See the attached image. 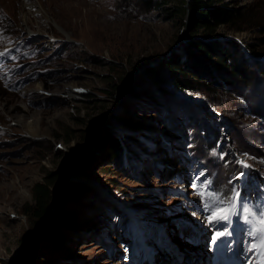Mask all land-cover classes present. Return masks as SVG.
<instances>
[{"label": "rangeland", "instance_id": "374dc122", "mask_svg": "<svg viewBox=\"0 0 264 264\" xmlns=\"http://www.w3.org/2000/svg\"><path fill=\"white\" fill-rule=\"evenodd\" d=\"M143 2L0 0V264L264 261L262 249L253 248L264 227V81L223 93L217 106L204 95L160 99L121 90L150 60L165 57L157 67L173 57L183 30L177 17L168 20ZM224 2L253 4L262 19L243 32L221 27L220 37L261 45L264 0ZM114 116L105 131L120 143L118 151L98 147L81 176L87 190L65 197L53 223L68 159L88 142L93 125L97 131ZM51 172L58 177L56 202L39 230L45 231L13 258L39 233L24 206L35 203L34 185ZM235 192L255 213L252 222H244L245 213L209 224L205 205L228 207ZM66 211L76 214L72 226L59 216ZM47 229L60 232V247ZM216 232L226 234L212 243Z\"/></svg>", "mask_w": 264, "mask_h": 264}, {"label": "trees", "instance_id": "16d2710c", "mask_svg": "<svg viewBox=\"0 0 264 264\" xmlns=\"http://www.w3.org/2000/svg\"><path fill=\"white\" fill-rule=\"evenodd\" d=\"M143 8L160 10L168 20L177 17L181 28L186 25L190 10V31L188 40L177 47L173 57L160 66L147 67L127 87L126 90L132 96H157L165 99L176 92H182L193 97L204 95L217 106L223 93L253 87L261 77L264 81V65L261 59L264 56V50H261L264 38L260 39L261 45L248 42L244 45L234 35L226 33V36L220 37L218 33L221 27L237 33L260 26L262 17L253 4L245 7L231 6L224 0H144ZM115 121L116 116L106 118L100 124L95 138L75 153L69 171L71 176L87 174L98 147L107 143L114 151L120 147L115 137L102 135L108 124L113 125ZM57 178V174L51 172L43 182L36 183L33 187L35 203L24 206L25 214L35 226L34 232H39L42 225L49 220L50 206L56 202L52 196V187ZM85 190L87 186L84 182H69L66 186L70 197L79 198ZM227 196L228 193L220 195L224 199ZM59 216L69 226L77 221L76 214L71 211ZM47 234L53 244L60 247V232L47 229Z\"/></svg>", "mask_w": 264, "mask_h": 264}, {"label": "water", "instance_id": "95a60500", "mask_svg": "<svg viewBox=\"0 0 264 264\" xmlns=\"http://www.w3.org/2000/svg\"><path fill=\"white\" fill-rule=\"evenodd\" d=\"M190 1V0H188ZM189 21H190V10H188V14H187V17H186V25L184 26L182 32H181V35L177 41V43L175 44V46L173 47V49L170 51V53L168 55H171L174 50L183 42V41H186L188 40V36H189V31H190V24H189ZM165 59V57H161V58H158V59H154V60H150L148 62L147 65L143 66L140 71H138V73H140L141 71H143L144 69H146L147 67H150L152 66L155 62L157 61H160V60H163ZM137 73V74H138ZM134 81L133 78L125 81V83L121 86V90L123 89H127V87ZM97 121V120H96ZM96 127L97 125H93L92 126V129H91V134L89 136V139H88V142L85 143L84 145L81 146V148H83L84 146H86L87 144H89L94 138L95 136L97 135V131H96ZM104 134H107L106 131L105 133H103L102 135ZM75 155V154H74ZM74 155L72 154L70 156V158L68 159V162H67V165L65 166V169H64V172L60 178V180L57 182V185H56V193L58 194V198H59V202L58 204L54 207L53 211H52V218H53V223L56 222L57 220V216H58V213L59 211L62 209V207L64 206L65 202L68 201L69 198H65V197H70L66 191V186L69 182H85L84 178L83 177H73L70 175V166H71V163H72V159L74 157ZM65 195V196H64ZM45 230H42L41 232H39L35 237H33L31 240H30V243L23 247L21 250H18L13 258H15V256L18 254L19 251H23V250H27L29 248V246L35 242L37 239H39L43 233H44Z\"/></svg>", "mask_w": 264, "mask_h": 264}, {"label": "snow or ice", "instance_id": "6c2138e0", "mask_svg": "<svg viewBox=\"0 0 264 264\" xmlns=\"http://www.w3.org/2000/svg\"><path fill=\"white\" fill-rule=\"evenodd\" d=\"M0 55H4V53H0ZM245 167H248V165H244ZM241 176H243V173L240 174ZM195 187V185H194ZM205 186L201 185V190L197 193V195H199L202 199L205 196V191H204ZM209 199H211V195H209ZM233 201H235V203H230V205L228 207H217V208H213L212 204H206L205 205V210L207 212L210 213V215L208 217H206V220L209 224H214L217 223L219 221H229L230 217L232 216H238L241 214H245L244 215V222L245 223H251L252 220L250 219V217H253L255 215V213L253 212L252 209H250L248 207L247 202H244L240 192H235L233 198ZM261 220L260 223L262 225H264V213H261ZM257 233L260 234V243L259 245H253V248L259 247L262 249L261 251V257L264 258V227L258 228L257 229ZM226 233L224 232H216L214 233V237L213 240L211 241L212 243H217L220 238L222 236H224ZM230 234V233H228ZM253 235H255L256 233H251ZM252 250V249H250ZM262 264H264V261H262Z\"/></svg>", "mask_w": 264, "mask_h": 264}, {"label": "bare ground", "instance_id": "6f19581e", "mask_svg": "<svg viewBox=\"0 0 264 264\" xmlns=\"http://www.w3.org/2000/svg\"><path fill=\"white\" fill-rule=\"evenodd\" d=\"M26 5H27V7H29V8H31V7L33 6V4H29V3H27ZM28 18H29V14H28V13H25V14H24V19H25L24 22L26 23V26L29 27V29H30L29 31H31V28H30V26L28 25V22H27ZM35 125H36V127H38V124H35ZM32 135H39V134L36 133V132H33Z\"/></svg>", "mask_w": 264, "mask_h": 264}]
</instances>
